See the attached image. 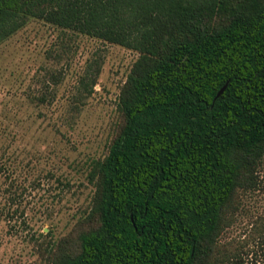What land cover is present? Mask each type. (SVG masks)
<instances>
[{
    "label": "trees",
    "instance_id": "trees-1",
    "mask_svg": "<svg viewBox=\"0 0 264 264\" xmlns=\"http://www.w3.org/2000/svg\"><path fill=\"white\" fill-rule=\"evenodd\" d=\"M31 19L139 54L89 212L29 239L48 264H264V211L223 238L264 191V0H0V45ZM14 171L0 162L10 227L27 225Z\"/></svg>",
    "mask_w": 264,
    "mask_h": 264
},
{
    "label": "rangeland",
    "instance_id": "rangeland-1",
    "mask_svg": "<svg viewBox=\"0 0 264 264\" xmlns=\"http://www.w3.org/2000/svg\"><path fill=\"white\" fill-rule=\"evenodd\" d=\"M138 57L41 19L0 45V162L27 189V225L0 219V264H48L31 235L45 243L78 229L94 193L91 164L108 154L118 133L119 95ZM260 173L264 181V158ZM245 203L248 215H240L225 240L264 211V191Z\"/></svg>",
    "mask_w": 264,
    "mask_h": 264
},
{
    "label": "water",
    "instance_id": "water-1",
    "mask_svg": "<svg viewBox=\"0 0 264 264\" xmlns=\"http://www.w3.org/2000/svg\"><path fill=\"white\" fill-rule=\"evenodd\" d=\"M225 87L221 90L220 94L224 91Z\"/></svg>",
    "mask_w": 264,
    "mask_h": 264
}]
</instances>
